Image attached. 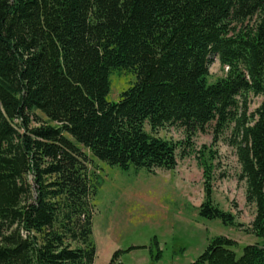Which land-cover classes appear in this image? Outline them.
I'll return each mask as SVG.
<instances>
[{
  "label": "trees",
  "instance_id": "16d2710c",
  "mask_svg": "<svg viewBox=\"0 0 264 264\" xmlns=\"http://www.w3.org/2000/svg\"><path fill=\"white\" fill-rule=\"evenodd\" d=\"M213 57L227 74L209 83ZM114 70L136 80L109 101ZM249 93L261 99L251 113ZM210 122L212 141L232 125L249 230L264 240V0H0V264H93L84 150L125 171L173 169L176 144L153 132L189 138ZM202 164L198 214L242 226L213 204ZM237 246L215 236L191 264H264V246Z\"/></svg>",
  "mask_w": 264,
  "mask_h": 264
},
{
  "label": "rangeland",
  "instance_id": "374dc122",
  "mask_svg": "<svg viewBox=\"0 0 264 264\" xmlns=\"http://www.w3.org/2000/svg\"><path fill=\"white\" fill-rule=\"evenodd\" d=\"M252 22L246 20L237 26V30L245 31V26H251ZM226 74L227 67L213 57L208 82H215ZM135 80V75L127 70L112 71L107 99L117 101L120 93ZM260 100L259 96L247 94L249 113L254 112ZM213 124L208 123L204 131L197 130L189 138L184 129L176 125H167L153 132L176 144L177 163L173 169L159 168L148 172L132 166L125 171L97 160L84 150L96 186L92 200L94 264H109L114 251L130 246L139 248L120 255L124 264H191L210 239L220 235L236 241L238 246L234 250L237 254L246 244L264 246V240L249 230L255 206L245 201L246 182L240 176L232 125L212 141ZM144 128L151 132L147 124ZM202 163L213 165L210 180L213 204L233 213L235 222L242 226L224 225L217 218L207 219L198 214L204 199ZM158 249L160 259L154 260L149 250L156 253Z\"/></svg>",
  "mask_w": 264,
  "mask_h": 264
},
{
  "label": "crops",
  "instance_id": "0c3cea01",
  "mask_svg": "<svg viewBox=\"0 0 264 264\" xmlns=\"http://www.w3.org/2000/svg\"><path fill=\"white\" fill-rule=\"evenodd\" d=\"M94 264V263H93Z\"/></svg>",
  "mask_w": 264,
  "mask_h": 264
}]
</instances>
